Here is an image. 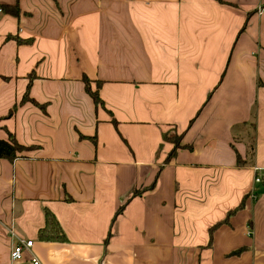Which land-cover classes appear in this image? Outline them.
I'll return each instance as SVG.
<instances>
[{"label": "crops", "instance_id": "obj_1", "mask_svg": "<svg viewBox=\"0 0 264 264\" xmlns=\"http://www.w3.org/2000/svg\"><path fill=\"white\" fill-rule=\"evenodd\" d=\"M17 1L0 140L33 148L0 158V264H264V0Z\"/></svg>", "mask_w": 264, "mask_h": 264}, {"label": "trees", "instance_id": "obj_2", "mask_svg": "<svg viewBox=\"0 0 264 264\" xmlns=\"http://www.w3.org/2000/svg\"><path fill=\"white\" fill-rule=\"evenodd\" d=\"M3 10H5L7 12L14 13L16 16H20V7H19L18 1L13 5L12 4H4ZM13 38H15L19 41H22V39L18 38L17 36H13ZM27 41H30V40H27ZM83 80L85 82L87 91L90 93V95L94 99L95 103L97 105H99V104L103 105V99L99 95L98 87L96 89H92L90 86L91 81L86 75L83 76ZM31 82H32V79L30 81L28 89L26 90L21 102L25 103L28 101H32V102L38 104V102H36L30 96ZM12 112H14V110H11V113ZM164 137L169 138L170 140H172L174 142V144H175V148L173 149V153H174L176 151V149L180 146V136H178V135L169 136V135L165 134ZM32 148H33V146L23 145L22 143H20L17 140V138L14 135L10 134L9 138L7 140L6 139L0 140V158H6V159H9L12 161V160L16 159L18 156H20L24 151H28ZM243 206H244V200L237 207L236 210L242 208ZM123 208H124V205L119 207L118 211L115 214V217H114L115 219H116V216H118V213H120L123 210ZM232 212L229 214V216L232 215ZM221 223H218V224H221ZM38 236H39L40 240H43V241H66L67 240V236H66L58 218L49 209H45V224L42 228H40Z\"/></svg>", "mask_w": 264, "mask_h": 264}, {"label": "built area", "instance_id": "obj_3", "mask_svg": "<svg viewBox=\"0 0 264 264\" xmlns=\"http://www.w3.org/2000/svg\"><path fill=\"white\" fill-rule=\"evenodd\" d=\"M3 12V8L0 7V13ZM259 181V178H257ZM33 245V240H25L23 238H18L17 244L11 251V258L13 261H19L23 258L24 250L27 247H31ZM33 264H40V261L36 257H32Z\"/></svg>", "mask_w": 264, "mask_h": 264}, {"label": "rangeland", "instance_id": "obj_4", "mask_svg": "<svg viewBox=\"0 0 264 264\" xmlns=\"http://www.w3.org/2000/svg\"><path fill=\"white\" fill-rule=\"evenodd\" d=\"M256 120H257V106L255 105L254 106V112H253V122H254V124H256ZM255 146H256V142H255Z\"/></svg>", "mask_w": 264, "mask_h": 264}]
</instances>
